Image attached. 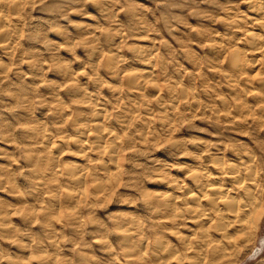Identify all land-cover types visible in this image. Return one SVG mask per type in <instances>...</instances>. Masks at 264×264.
I'll return each mask as SVG.
<instances>
[{"label": "clouds", "instance_id": "9594fccd", "mask_svg": "<svg viewBox=\"0 0 264 264\" xmlns=\"http://www.w3.org/2000/svg\"><path fill=\"white\" fill-rule=\"evenodd\" d=\"M0 264H264V0H0Z\"/></svg>", "mask_w": 264, "mask_h": 264}]
</instances>
